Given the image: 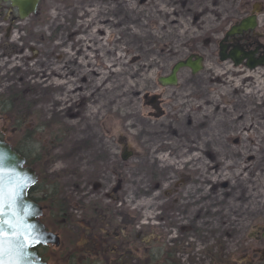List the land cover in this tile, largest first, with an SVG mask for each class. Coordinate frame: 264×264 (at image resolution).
Masks as SVG:
<instances>
[{
    "label": "rangeland",
    "instance_id": "rangeland-1",
    "mask_svg": "<svg viewBox=\"0 0 264 264\" xmlns=\"http://www.w3.org/2000/svg\"><path fill=\"white\" fill-rule=\"evenodd\" d=\"M250 12L264 28V0L42 1L29 60L0 63V85L13 110L1 137L45 180V225L98 201L155 219L180 188L193 214L221 215L223 264H264V66L219 61L217 47ZM191 53L203 68L161 86ZM191 242L177 264H221L214 240L206 253Z\"/></svg>",
    "mask_w": 264,
    "mask_h": 264
},
{
    "label": "flooded vegetation",
    "instance_id": "flooded-vegetation-1",
    "mask_svg": "<svg viewBox=\"0 0 264 264\" xmlns=\"http://www.w3.org/2000/svg\"><path fill=\"white\" fill-rule=\"evenodd\" d=\"M42 1L38 0L36 10L30 16L39 12ZM249 15H255V27L222 42L226 47V54L236 49L241 55H245L243 63L247 58L259 60L264 55V41L261 40V31L264 28L258 24L256 13L250 12L228 24L217 45L218 47L232 25ZM30 16L19 19L17 8L11 1L0 0V63H11L17 57L29 60L27 34L29 36ZM19 34L25 36L20 38ZM241 66L245 67L243 64ZM4 70L0 69V79L6 77L2 74ZM1 89L0 85V140L5 141L1 134L8 130V122L4 120L3 114L13 110L12 100L9 97L2 98ZM35 173L37 179L29 187V200L41 208L39 221L46 231L55 233L59 241L57 245L44 244L35 247L44 264H177L175 256L180 253L188 257L193 252L191 240L194 238L203 243L202 247L206 249L203 253L209 252V247H204L214 240V249H217L219 262L223 264L221 256L223 257L224 242L221 239L224 238L225 231L219 219L221 215H215V212L209 214L205 208L202 212L193 214V204L183 202L182 191L178 195L180 188L175 189L173 199L168 197L165 200L155 219L130 218L123 211L124 208H120L121 203L112 208L109 203L98 201L88 208L83 218L67 216L55 220L58 229H51L43 222V212L46 203L51 200V195L40 186L45 180L43 182L40 174ZM164 196H169V192L166 191ZM209 217L210 222H207ZM199 225L204 226L203 230Z\"/></svg>",
    "mask_w": 264,
    "mask_h": 264
},
{
    "label": "water",
    "instance_id": "water-1",
    "mask_svg": "<svg viewBox=\"0 0 264 264\" xmlns=\"http://www.w3.org/2000/svg\"><path fill=\"white\" fill-rule=\"evenodd\" d=\"M11 1L12 5L17 8L19 19H24L28 15H31L36 10V5L38 0H6ZM255 15H249L241 19L237 24L231 26V28L225 33L223 40L219 43L218 46V58L223 61L230 59L234 66L244 65L248 69H254L258 66H264V55L259 58V60H254L252 57L247 58V61L243 63L245 55H241L236 49L226 54V47L223 41H226L228 37H231L237 33H241L245 30L252 29L255 27ZM201 56H192L189 55L182 61H178L173 64L168 75L159 77L158 83L161 85H174L177 83V72L179 69L188 67L191 70L192 74H195L201 69ZM0 154H3L6 157V163L8 167L14 168L16 172L30 179L28 187L23 192L22 196L18 201L17 211L20 216L25 220L29 225L35 226L36 231L41 235L42 243L36 244L34 247L29 248V258L24 262V264H44L42 263L40 257L37 255L35 247L38 245L44 244H58V237L55 233L46 231L44 225L39 221L41 216V208L29 200L28 190L31 187L37 177L35 171L30 167L25 165V159L20 154H18L11 146L4 141L0 140ZM130 153L123 152L121 155L122 160H125L129 157ZM257 235V233H256ZM261 238H264V228L261 233H259Z\"/></svg>",
    "mask_w": 264,
    "mask_h": 264
},
{
    "label": "snow or ice",
    "instance_id": "snow-or-ice-1",
    "mask_svg": "<svg viewBox=\"0 0 264 264\" xmlns=\"http://www.w3.org/2000/svg\"><path fill=\"white\" fill-rule=\"evenodd\" d=\"M30 182L8 167L6 157L0 154V264H24L29 248L43 242L35 226L27 224L17 211Z\"/></svg>",
    "mask_w": 264,
    "mask_h": 264
},
{
    "label": "trees",
    "instance_id": "trees-1",
    "mask_svg": "<svg viewBox=\"0 0 264 264\" xmlns=\"http://www.w3.org/2000/svg\"><path fill=\"white\" fill-rule=\"evenodd\" d=\"M12 148L15 149V151H17L21 156H23L25 158L27 165H30L31 166L30 161L28 160L27 155H26L25 152H22L21 150H19L18 148H15V147H12ZM60 212H61V210H60ZM60 212H59V216H60Z\"/></svg>",
    "mask_w": 264,
    "mask_h": 264
},
{
    "label": "bare ground",
    "instance_id": "bare-ground-1",
    "mask_svg": "<svg viewBox=\"0 0 264 264\" xmlns=\"http://www.w3.org/2000/svg\"><path fill=\"white\" fill-rule=\"evenodd\" d=\"M242 19H243V18H242ZM239 21H240V20H239ZM239 21H238V22H239ZM238 22H237V23H238ZM237 23H236V24H237ZM230 28H231V27H230ZM230 28H229V29H230ZM190 55H192V56H195V55H196V56H201V54H190ZM188 56H189V55H188ZM188 56H187V57H188ZM201 57H202V56H201ZM202 59H203V57H202ZM182 60H184V59L177 60L176 62H178V61H182ZM229 60H230V59H229ZM219 61H221V60H219ZM223 61H225V60H223ZM239 66H240V65H239ZM171 68H172V67H171ZM185 68H188V67H185ZM202 68H203V64L201 63V69H202ZM188 69H189V68H188ZM201 69H200V70H201ZM170 70H171V69H170ZM189 70H190V69H189ZM190 71H191V70H190ZM167 75H168V74H167ZM165 76H166V75H165ZM176 76H177V74H176ZM159 77H163V76H159ZM159 77H158V78H159ZM158 78H157V80H158ZM160 85H161V84H160ZM161 86H167V85H161ZM258 109H259V108H258ZM263 114H264V113H263Z\"/></svg>",
    "mask_w": 264,
    "mask_h": 264
}]
</instances>
